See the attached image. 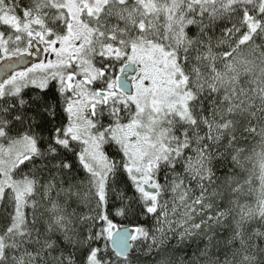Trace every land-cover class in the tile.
Instances as JSON below:
<instances>
[{
	"label": "snow or ice",
	"instance_id": "6c2138e0",
	"mask_svg": "<svg viewBox=\"0 0 264 264\" xmlns=\"http://www.w3.org/2000/svg\"><path fill=\"white\" fill-rule=\"evenodd\" d=\"M0 264H264V0H0Z\"/></svg>",
	"mask_w": 264,
	"mask_h": 264
}]
</instances>
